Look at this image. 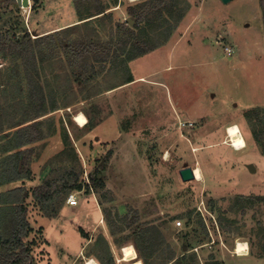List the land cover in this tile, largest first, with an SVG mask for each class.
<instances>
[{"label": "rangeland", "instance_id": "1", "mask_svg": "<svg viewBox=\"0 0 264 264\" xmlns=\"http://www.w3.org/2000/svg\"><path fill=\"white\" fill-rule=\"evenodd\" d=\"M178 1L186 12L170 38L135 60L121 57L112 65L108 50L114 42L108 44L111 29L128 21L127 7L140 0H103L110 19L107 14L69 29L70 40L101 42L97 53L78 59L76 46L65 50L56 41L46 47L40 81L48 111L61 110L45 120L52 121L45 129L53 124L54 132L36 144L30 178L1 186L0 193L22 185L33 190L66 166L82 171L84 184L73 191L78 204L66 200L51 219L28 199V241L35 243L36 263L85 264L94 258L99 264H128L122 248L146 249L139 231L155 226L164 240L147 249V264H264V201L256 199L264 198V155L252 133L258 117L264 120L260 0ZM97 9L84 0H30L28 8L0 0V27L34 39L73 26L79 13ZM78 62L89 66L87 85L80 86L74 75ZM14 66L0 54V86L10 79L12 97ZM89 94L95 96L85 99ZM79 112L94 126L102 123L85 129L74 121ZM231 124L244 135V151L224 144ZM64 129L72 139L68 145ZM73 148L78 161L71 158ZM185 167H199L203 181L184 182L179 172ZM95 173L104 187L86 186ZM238 241L249 243V255L235 254Z\"/></svg>", "mask_w": 264, "mask_h": 264}, {"label": "trees", "instance_id": "2", "mask_svg": "<svg viewBox=\"0 0 264 264\" xmlns=\"http://www.w3.org/2000/svg\"><path fill=\"white\" fill-rule=\"evenodd\" d=\"M5 1L7 4L16 2V0ZM75 1L78 4V0ZM84 1L86 4L95 3L98 9L96 13H87L86 15L79 13L80 23L91 18H94L90 20L92 22L104 17L111 9L105 6L103 0ZM260 5L264 15V0H260ZM126 12L128 18L134 20L133 25L126 21L117 24L115 28L111 26V41L108 45L114 43L109 46L108 59H110L112 65H115L121 57H124L127 61H132L136 57L151 53L161 47L164 40L170 38L176 24L183 19L186 9L181 7L178 0H140L139 3L128 6ZM106 18L110 19L111 14L109 13ZM78 25L69 26L34 39L29 32L24 33L22 37H17L14 31H3V28L0 27V54L15 63V66L9 72L12 75L14 74L12 80L15 81V96L12 97L13 94H11V88H9L12 84L10 79H6L5 88L1 89L0 86V187L8 183L23 182L30 178L29 166L36 144L44 141L54 132L53 124L49 131L45 129V126L52 122L51 120H45L50 117L49 114L60 108L54 106L50 112L48 111V95L40 81L41 66L49 57L46 47H53L56 41L65 50H70L76 46L78 51L76 57L83 59L90 52L97 53L98 46L102 45L101 42H90L91 40L86 43L82 39H68L69 29ZM96 55L97 61H103V56ZM73 64L74 62L71 63L72 66ZM77 66L74 75H77L78 84L80 86L87 85V80L84 77L88 73L89 66L80 65V62ZM21 70L23 74H20ZM133 81L134 79L129 82ZM94 96L89 94L85 99L88 100ZM247 114L251 116L252 112ZM258 122L259 127H253L252 133L255 142L264 155L263 118L258 117ZM101 123L102 121H99L97 125ZM95 126L93 120L89 117L84 128L92 130ZM64 134L66 145H68L72 139L65 129ZM1 155L4 156L1 157ZM71 156L74 161L80 160L75 148L72 149ZM109 158L110 155H108L106 161H109ZM104 167L105 163L101 165V172L99 173L103 172ZM82 174V171L77 173L74 168L66 166L61 175L47 179L33 190L22 185L8 192L0 193V264H38L34 261L33 246L35 247V243L28 241L32 231L28 219V199L33 197L45 213L46 218L56 217L69 195L73 194L75 190L82 189L84 184L81 180ZM89 180H91L90 184L87 183L86 185L88 188H91V184L96 188L98 187V189L104 187L98 173L92 174ZM256 199L257 201H264V198L259 197ZM135 221H138V219L131 220L129 226ZM138 236L142 241L141 245L145 243L144 247L146 249L139 247L138 244L136 249L142 262L147 264V249L149 250L153 245H157L159 239L164 240V237L161 230L155 226L141 229ZM174 255L175 252H172L170 258L174 259Z\"/></svg>", "mask_w": 264, "mask_h": 264}, {"label": "bare ground", "instance_id": "3", "mask_svg": "<svg viewBox=\"0 0 264 264\" xmlns=\"http://www.w3.org/2000/svg\"><path fill=\"white\" fill-rule=\"evenodd\" d=\"M129 1L135 2L137 0H129ZM24 8H28V7H24ZM74 121L79 126H84L86 125L88 120L83 113L79 112L74 115ZM226 129H227L226 133L228 135V141L224 144L226 145L230 144V146L237 148L238 150L241 149V147L244 148L246 146L244 135L242 134L241 129L237 124L234 125L231 124V126H228ZM194 173L196 175L197 181H203L202 170L199 167L194 168ZM247 253H248L247 243L238 241L235 248V254L242 256V255H247ZM122 254H123L122 261L127 262L128 264H144L138 255L137 249L132 244L124 246V248H122ZM85 260H86L85 264H99L94 258H87Z\"/></svg>", "mask_w": 264, "mask_h": 264}, {"label": "water", "instance_id": "4", "mask_svg": "<svg viewBox=\"0 0 264 264\" xmlns=\"http://www.w3.org/2000/svg\"><path fill=\"white\" fill-rule=\"evenodd\" d=\"M18 5L23 7H29L30 6V0H16ZM230 0H222L224 3H228ZM128 22L130 25L134 24V20L132 18L128 19ZM248 169L250 172H254L256 169L254 165H248ZM180 176L184 182H191L196 180V175L194 173V169L192 167H185L180 170Z\"/></svg>", "mask_w": 264, "mask_h": 264}, {"label": "built area", "instance_id": "5", "mask_svg": "<svg viewBox=\"0 0 264 264\" xmlns=\"http://www.w3.org/2000/svg\"><path fill=\"white\" fill-rule=\"evenodd\" d=\"M227 134V133H226ZM228 141V135H227V137H226V142ZM246 141V140H245ZM225 142V143H226ZM229 146H230V144H228ZM234 151H236V152H240V151H244L245 149H247V142H246V146L243 148V147H241V149H237V148H234V147H232V146H230ZM67 202L69 203V205H72V206H75V205H77L78 204V197L73 193V194H71V195H69V197H68V199H67ZM179 224H181L180 222H179ZM247 248H248V253H247V255H249V253H250V248H249V243H247ZM237 255V254H236ZM247 255H242V256H239V255H237V256H239V257H245V256H247Z\"/></svg>", "mask_w": 264, "mask_h": 264}, {"label": "crops", "instance_id": "6", "mask_svg": "<svg viewBox=\"0 0 264 264\" xmlns=\"http://www.w3.org/2000/svg\"><path fill=\"white\" fill-rule=\"evenodd\" d=\"M74 5V4H73ZM78 19V18H77ZM78 23H80L79 22V20H77L76 22H74L72 25H75V24H78ZM202 174H203V171H202ZM203 177H204V175H203Z\"/></svg>", "mask_w": 264, "mask_h": 264}]
</instances>
